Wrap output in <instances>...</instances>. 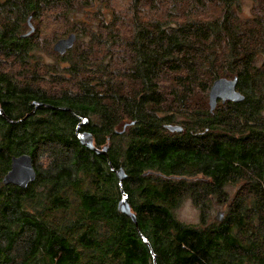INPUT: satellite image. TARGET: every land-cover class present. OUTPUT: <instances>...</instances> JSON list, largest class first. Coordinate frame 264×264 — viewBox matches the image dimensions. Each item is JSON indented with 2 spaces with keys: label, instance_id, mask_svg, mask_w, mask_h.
Segmentation results:
<instances>
[{
  "label": "trees",
  "instance_id": "trees-1",
  "mask_svg": "<svg viewBox=\"0 0 264 264\" xmlns=\"http://www.w3.org/2000/svg\"><path fill=\"white\" fill-rule=\"evenodd\" d=\"M249 1L243 16L242 0H0V264H264V0ZM220 78L244 99L209 112ZM21 155L34 181L4 185ZM185 200L195 225L175 218Z\"/></svg>",
  "mask_w": 264,
  "mask_h": 264
},
{
  "label": "water",
  "instance_id": "water-1",
  "mask_svg": "<svg viewBox=\"0 0 264 264\" xmlns=\"http://www.w3.org/2000/svg\"><path fill=\"white\" fill-rule=\"evenodd\" d=\"M27 32L23 34V37H27L34 31V27L31 24V16L27 19ZM76 37L74 34L67 36L64 39H60L54 43L52 51L54 53L63 55L67 50L71 49ZM237 79L233 78L231 80L220 78L215 80L208 91V107L209 112H213L218 102L224 104L225 102L239 103L243 101V96L236 90ZM42 106L41 104H34V108ZM34 110L28 114L32 115ZM10 123H14L11 120L6 119ZM87 120H84L81 124L85 125ZM170 133H180L182 131L179 126H164ZM125 126L123 128V131ZM76 137L79 144L88 149L91 152H94L96 155H106V150L97 149L93 146V141L90 135L87 133H78L76 130ZM115 176L118 178L119 185L121 186L122 181L126 178L123 170L121 168L113 170ZM35 179V172L32 166L31 158L27 155H21L18 157H13L11 159L10 169L3 176L2 183L4 185H13L22 189H25L31 182ZM118 209L122 214L128 216L131 221L136 225V218L134 214L130 212L129 205L126 200V196L122 193V197L118 202ZM220 212H218L215 218L218 217ZM154 260V259H153ZM154 262V261H153Z\"/></svg>",
  "mask_w": 264,
  "mask_h": 264
},
{
  "label": "rangeland",
  "instance_id": "rangeland-1",
  "mask_svg": "<svg viewBox=\"0 0 264 264\" xmlns=\"http://www.w3.org/2000/svg\"><path fill=\"white\" fill-rule=\"evenodd\" d=\"M251 1L249 0H242V15L246 16L249 13V9L251 7ZM121 6V5H120ZM84 18V14L82 12H77V15L72 19H81ZM39 24V22H38ZM34 26V23H32ZM40 26V24H39ZM72 26V25H69ZM54 25H50L49 23H46V26H40L39 28H44V31L46 34L51 32V30L54 28ZM28 28H26V31ZM40 55V62H43L44 64H47L48 62L52 61V57L48 55L46 51H43L38 53ZM117 130H120V128H117ZM13 158V157H12ZM11 158V159H12ZM11 164V161H10ZM238 186L235 187H229L228 191H232L234 189H237ZM215 210L213 211V216L215 214ZM175 218L184 224L189 225H195L199 222V211L192 205V203L188 200H185L184 202L180 203L176 211L174 212Z\"/></svg>",
  "mask_w": 264,
  "mask_h": 264
},
{
  "label": "flooded vegetation",
  "instance_id": "flooded-vegetation-1",
  "mask_svg": "<svg viewBox=\"0 0 264 264\" xmlns=\"http://www.w3.org/2000/svg\"><path fill=\"white\" fill-rule=\"evenodd\" d=\"M65 38H66V37H65ZM63 39H64V38H63ZM57 41H58V40H57ZM57 41H56V42H57ZM53 45H54V44H53ZM52 47H53V46H52ZM81 125H82V124H81ZM83 126H84V125H82V127H83ZM82 132L87 133L85 130L82 131V130H81V127H80L79 133H82Z\"/></svg>",
  "mask_w": 264,
  "mask_h": 264
}]
</instances>
